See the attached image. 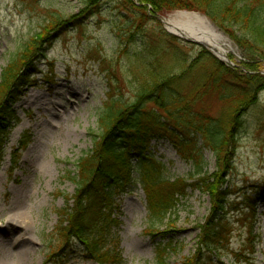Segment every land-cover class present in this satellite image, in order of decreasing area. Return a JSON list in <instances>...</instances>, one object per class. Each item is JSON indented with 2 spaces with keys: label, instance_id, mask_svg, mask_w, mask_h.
I'll return each mask as SVG.
<instances>
[{
  "label": "rangeland",
  "instance_id": "1",
  "mask_svg": "<svg viewBox=\"0 0 264 264\" xmlns=\"http://www.w3.org/2000/svg\"><path fill=\"white\" fill-rule=\"evenodd\" d=\"M124 2L103 0L100 14L68 27L49 43L38 42V49L26 61V47L34 50L29 44L43 26H49V17L61 9L64 17L81 15L82 0H0L1 93L10 89L4 85L3 75L13 61H19L15 77L25 70L31 75L30 82L15 95L19 100L12 107L14 129L0 161V264H97L77 258L78 247L72 238L62 258L54 254L63 246L60 231L68 224L62 214L73 208L76 194V185L66 173H76L74 165L92 149L89 133L97 131L109 80L128 104L135 101L143 82L129 72L132 63L122 54L125 44L122 47L118 39L130 30L134 19ZM185 12L211 22L196 11L153 16L156 22H150L147 32L131 41L129 54L134 55L138 41L148 34L154 37L161 29L167 32L163 21ZM180 43L190 61L203 50L191 41ZM227 48L234 49L230 43ZM242 59L234 55L232 62L240 64ZM171 62L166 61L168 68L174 66ZM260 69L264 76V62ZM214 100L208 101L210 112L225 111L226 106ZM242 122L234 144L231 142L235 150L227 159L229 166L213 152L205 153L208 177L228 193L224 216L232 227L229 244L217 254H198L202 228L214 212L212 194L190 192L178 206L175 224L157 225L148 217L145 195L138 185L119 200L109 216L123 224V264H157L158 244L170 240L183 243L185 249L179 256L171 255L168 264H188L193 259L199 264H264V90ZM151 149L165 166L167 178H186L192 170L169 143L153 142ZM17 212H22L27 224L10 228L8 216ZM149 231L163 235L154 242Z\"/></svg>",
  "mask_w": 264,
  "mask_h": 264
},
{
  "label": "trees",
  "instance_id": "2",
  "mask_svg": "<svg viewBox=\"0 0 264 264\" xmlns=\"http://www.w3.org/2000/svg\"><path fill=\"white\" fill-rule=\"evenodd\" d=\"M102 2L82 0L83 11L76 17H64L63 9L50 16L49 26H43L29 44L34 50L26 47L25 60L38 49V42L49 43L68 27H77L82 20L100 14ZM125 3L130 6L126 12L133 13L134 19L130 30L118 39L122 47L125 44L122 54H127L132 63L129 72L143 82L135 101L128 104L117 90L114 92V82L109 80V94L98 115L97 131L89 133L92 149L74 165L76 173H66L76 185V194L73 208L67 206L62 214H66L68 224L60 231L63 246L54 256L62 258L72 238L80 260L123 264V224L110 220L109 216L118 208L119 200L138 185L145 195L148 217L157 225H165L167 221L175 224L178 206L190 192L212 194L217 214L213 212L206 219L198 254L203 251L217 254L229 244L232 232L224 216L228 193L216 181L212 182L213 177H208L205 153L213 152L229 166L227 159L235 150L231 142H235L243 126L244 115L256 106L264 90V76L260 74L264 62V0H125ZM175 11H196L207 16L241 52L245 59L241 67L227 66L205 49L190 61L181 40L162 29L154 37L148 34L138 41L140 51L129 54L131 41L147 32V25L155 21L153 16ZM168 60L174 66L168 68ZM18 62L13 61L3 75L4 85L10 89L5 93L0 90V161L14 129L12 107L31 77L27 70L15 77ZM213 98L226 106L225 111L210 112L208 101ZM161 141L169 143L179 158L191 166L186 178L171 180L165 176V166L151 149L153 142ZM161 234L147 233L154 242ZM184 249L183 243L173 240L158 244L157 264H168L171 255L179 256ZM196 263L193 259L188 264Z\"/></svg>",
  "mask_w": 264,
  "mask_h": 264
},
{
  "label": "bare ground",
  "instance_id": "3",
  "mask_svg": "<svg viewBox=\"0 0 264 264\" xmlns=\"http://www.w3.org/2000/svg\"><path fill=\"white\" fill-rule=\"evenodd\" d=\"M170 31L184 36L194 42L200 41L201 44L208 46L212 50L218 52L219 56L225 57L228 54V43L215 27L205 17L194 13H180L174 18L166 21ZM7 225L13 228L21 224L26 225V218L22 212L13 213L8 216Z\"/></svg>",
  "mask_w": 264,
  "mask_h": 264
},
{
  "label": "water",
  "instance_id": "4",
  "mask_svg": "<svg viewBox=\"0 0 264 264\" xmlns=\"http://www.w3.org/2000/svg\"><path fill=\"white\" fill-rule=\"evenodd\" d=\"M159 20H160V19H159ZM163 23L167 26V23H166V22H163ZM166 30H167L170 34H172V35H174V36H176V37H179V38L184 39V40H186V41L194 42L193 40H189V39L185 38L184 36H181V35H178V34H175V33L171 32L168 28H166ZM194 43H195V44L197 43V44L200 45V41H196V42H194Z\"/></svg>",
  "mask_w": 264,
  "mask_h": 264
}]
</instances>
